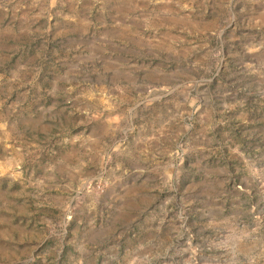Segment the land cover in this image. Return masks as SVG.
Segmentation results:
<instances>
[{
	"label": "rangeland",
	"instance_id": "1",
	"mask_svg": "<svg viewBox=\"0 0 264 264\" xmlns=\"http://www.w3.org/2000/svg\"><path fill=\"white\" fill-rule=\"evenodd\" d=\"M0 264H264V0H0Z\"/></svg>",
	"mask_w": 264,
	"mask_h": 264
}]
</instances>
